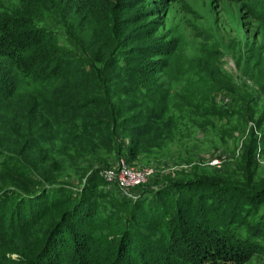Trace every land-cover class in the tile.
<instances>
[{
  "label": "trees",
  "instance_id": "1",
  "mask_svg": "<svg viewBox=\"0 0 264 264\" xmlns=\"http://www.w3.org/2000/svg\"><path fill=\"white\" fill-rule=\"evenodd\" d=\"M122 2L19 0L0 16V264L255 262L264 257V230L242 220L239 206L227 207L221 196L207 195L204 204L205 190L199 214L190 200L171 206L162 195L180 185L176 180L139 185L131 194L105 182L103 195H120L124 208L92 207L97 197L88 187L106 159L100 152L136 156L165 110L151 106L160 103L151 88L164 85L156 76L164 62L151 69L143 48L124 56L136 38ZM243 117L247 122L251 115ZM130 124L139 126L128 138ZM121 140L127 149H119ZM259 141L254 136L242 155L244 187ZM67 168L85 177L82 186H54ZM216 180L191 183L217 193L232 188ZM63 191L69 193L56 196ZM123 212L120 221L113 218Z\"/></svg>",
  "mask_w": 264,
  "mask_h": 264
},
{
  "label": "rangeland",
  "instance_id": "2",
  "mask_svg": "<svg viewBox=\"0 0 264 264\" xmlns=\"http://www.w3.org/2000/svg\"><path fill=\"white\" fill-rule=\"evenodd\" d=\"M17 2L0 0V16ZM121 12L130 17L132 23L127 28L136 38L124 47V56L145 49L151 69L164 62L156 76L158 82L165 81L160 88L153 82L151 88L160 101L151 106L165 107L159 123L151 125L150 136L139 144L136 156L127 150L131 158L123 157L132 166H158L157 178L144 184L162 187L170 181L180 183L163 192L164 202L171 206L181 200L186 207L185 201L190 200L191 211L198 209L199 214L197 199L205 190L204 204L207 195L221 196L226 199L223 204L229 203L227 207L239 206L242 220L264 230V139L259 136L264 138V0H123ZM240 100L247 102L243 109L238 108ZM248 113L251 117L246 122L243 115ZM128 126L129 138L136 135L139 125ZM254 136L260 144L257 159L251 155L250 183L244 187L249 180L242 155ZM119 144V149H127L125 140ZM107 152H100L106 158L104 165L93 171L88 187L97 197L92 204L97 211L125 206L120 195H103L108 182L101 177L102 171L115 166L120 157L116 150ZM196 179H219L232 188L217 193L209 191L210 186L191 183ZM84 181L85 177L81 179L67 168L54 186L74 188ZM131 188L119 191L131 194ZM65 193L69 192L56 196ZM124 214L114 213L113 218L120 221ZM249 264H264V257Z\"/></svg>",
  "mask_w": 264,
  "mask_h": 264
},
{
  "label": "built area",
  "instance_id": "3",
  "mask_svg": "<svg viewBox=\"0 0 264 264\" xmlns=\"http://www.w3.org/2000/svg\"><path fill=\"white\" fill-rule=\"evenodd\" d=\"M159 168L156 165L132 166L120 156L116 165L102 171L101 177L109 182L116 183L122 189L143 185L149 178H157Z\"/></svg>",
  "mask_w": 264,
  "mask_h": 264
}]
</instances>
